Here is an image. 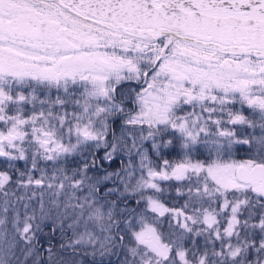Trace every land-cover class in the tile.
<instances>
[{
  "label": "snow or ice",
  "instance_id": "1",
  "mask_svg": "<svg viewBox=\"0 0 264 264\" xmlns=\"http://www.w3.org/2000/svg\"><path fill=\"white\" fill-rule=\"evenodd\" d=\"M0 264H264V0H0Z\"/></svg>",
  "mask_w": 264,
  "mask_h": 264
},
{
  "label": "rangeland",
  "instance_id": "2",
  "mask_svg": "<svg viewBox=\"0 0 264 264\" xmlns=\"http://www.w3.org/2000/svg\"><path fill=\"white\" fill-rule=\"evenodd\" d=\"M164 158L169 159V160H176V159H178V157L175 155V153H168V152H166L164 154ZM237 158L238 159H244V158H246L244 156L243 150L240 151V153L237 155ZM165 187H166V185H165ZM165 227H166V223H165Z\"/></svg>",
  "mask_w": 264,
  "mask_h": 264
}]
</instances>
